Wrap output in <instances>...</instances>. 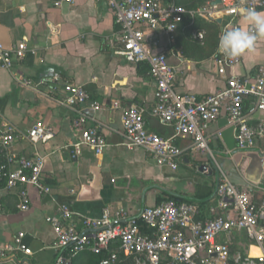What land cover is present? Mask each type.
<instances>
[{
  "label": "crops",
  "instance_id": "0c3cea01",
  "mask_svg": "<svg viewBox=\"0 0 264 264\" xmlns=\"http://www.w3.org/2000/svg\"><path fill=\"white\" fill-rule=\"evenodd\" d=\"M54 1L0 0V44L12 48L25 39L36 51L35 55L27 54L12 70L0 68V113L22 132L36 123L53 131V138L47 143L33 147L19 138L12 148L21 157L31 158L35 153L45 157L42 183L50 188V193L29 187V210L21 211L18 192L23 187L7 190L0 179V247L23 232V242L32 251L31 256L16 253V260L0 264H55L59 252L54 246L52 226L46 219L58 216L62 205L73 211L76 229L85 232L82 222L99 218L105 208L123 209L131 217H137L145 207L166 201L160 191L193 200H216L218 172L202 175L196 170L206 158L185 153L173 171L155 165L144 150H128L122 145L121 120L133 104L143 109L148 131L164 138H173L174 133L150 114L156 102V83L149 68L139 73L137 64L128 63L116 54L121 45L119 27L108 0H77L60 7H54ZM217 1L201 0L195 7L190 0L175 3L212 12V7L219 4ZM256 12L264 14V8ZM199 19L202 27L220 20L217 23L220 33L229 22L244 30L252 27L245 15L217 14L213 20ZM185 22L173 34L163 28L145 27V40L151 45L156 43L155 53L167 55L176 72L178 94L198 97L213 94L226 86V77L219 76L215 69L218 47L211 52L206 49L208 43L196 47L189 41L191 37L187 38L191 22ZM239 57V63L226 76L254 79L258 67L264 65V38L258 39L254 52ZM55 74L60 77L58 87H39L43 93L20 84L21 79H28L39 85ZM65 83L81 87L89 95L83 110L105 126L107 147L100 155L83 148L77 159L70 156L69 146L76 139L73 128L76 116L56 102ZM92 103H98L100 108L93 109ZM244 110L251 125L264 122V111H254L251 99L246 100ZM208 135L220 169L260 208L264 200V140H258L254 149L239 150L224 116L210 125ZM174 140L181 149L191 142L180 137ZM260 225L264 227V221ZM221 240H229L235 254L258 257L257 247L250 244L244 232H232ZM71 264H97V256L86 251L73 258Z\"/></svg>",
  "mask_w": 264,
  "mask_h": 264
},
{
  "label": "built area",
  "instance_id": "2783aa9c",
  "mask_svg": "<svg viewBox=\"0 0 264 264\" xmlns=\"http://www.w3.org/2000/svg\"><path fill=\"white\" fill-rule=\"evenodd\" d=\"M75 1L56 0L53 5H72ZM219 1L212 7V12L200 8L188 10L177 5L175 0H108V4L119 27L121 45L116 54L128 63L148 65L156 83V102L150 114L174 133L173 138H164L148 131L143 109L133 104L121 120L122 145L128 150H144L155 165L173 171L177 170L178 160L185 153L206 158L196 170L202 175L213 170L218 172L217 204L211 213L218 209L225 216L197 220L196 205L166 201L145 207L137 217H131L123 209L111 211L105 208L99 218L85 219L82 227L86 231L81 232L73 222V211L62 205L58 216L46 219L52 226L54 246L59 252L55 264H71L73 258L86 251L101 256L98 264H264V227L260 225V221H264V200L257 208L249 194L230 181L217 164L208 135L210 125L224 116L239 150L254 149L258 140H264V122L251 125L244 110L246 100L251 99L254 111H264V65L258 67L254 79L226 76L227 71L239 63L240 57L227 59L218 52L215 69L219 76L226 77V86L203 97L180 95L175 89L176 72L167 55L155 53L153 46L156 43L151 45L145 40V27L152 30L163 28L173 34L186 17L192 25L197 18L213 20L217 14L246 15L247 10L264 8V0ZM232 28L235 27L231 22L225 24L221 34ZM204 36L201 31L191 32V38L200 42ZM27 54L35 55L36 51L27 45L25 39L12 48L0 44V68L12 70ZM59 83L58 74L39 85H33L28 79L20 80L23 87L39 93H43L39 87L52 85L56 89ZM61 93L56 102L76 116L73 120L76 139L69 146L71 158L77 159L83 148L100 155L107 147L103 134L105 126L83 110L90 100L89 95L81 87L66 83ZM91 107L98 110L100 105L92 103ZM179 137L190 139L187 148L181 149L175 144L174 138ZM19 138L35 147L50 141L53 131L36 123L22 132L0 113V179L4 180L7 190L23 187L18 192L19 209L28 211V188L33 187L43 194L50 193V188L42 183L45 157L35 153L31 158H25L12 151ZM141 224L147 232L141 230ZM235 231L244 232L261 255L252 257L249 253H232L229 240L222 241L221 238ZM24 236L23 232H18L10 243L0 247V261L16 260V253L32 255L31 249L23 242Z\"/></svg>",
  "mask_w": 264,
  "mask_h": 264
},
{
  "label": "trees",
  "instance_id": "16d2710c",
  "mask_svg": "<svg viewBox=\"0 0 264 264\" xmlns=\"http://www.w3.org/2000/svg\"><path fill=\"white\" fill-rule=\"evenodd\" d=\"M190 1L194 4L193 7H195L196 4L201 2V0H190ZM176 4L179 5L177 2H176ZM179 6H181V5H179ZM186 9L194 10V8H187V7H186ZM186 20L187 21L189 20L188 23L191 22V20L188 17H186L184 19V22L181 25H179V27L183 26L184 23H186L185 22ZM199 20L200 19L197 18L195 20L194 25L192 24L191 29L188 30L187 38L189 39L191 37L192 30L201 31L205 35L204 36V40L202 42L194 40L192 38H190L191 40L189 39V41L191 43H193L194 45H196V47L199 46L200 44L203 45L204 43H208L206 49L209 48L210 52L213 51V50L216 51V49L218 47V43H219V37H220V34H221L220 30H219V26L217 25V23L215 21H213L210 26L206 25V26L202 27L203 24L201 25ZM204 29H205L206 32L202 31ZM137 65H138L139 73H142V71L148 70V65L146 63H139ZM2 181H4V180H2ZM160 193L166 196V201H174L176 203H187V204L196 205V207L198 209V216L196 217L197 220H201V221L210 220V219H213V218H216V217H224V215H225L222 211H220L218 209H216L215 212L211 213V209L212 208H216V204H217L216 200H214L212 202L210 200H208V199L207 200H202L200 198H197V200H193V199H190V198H186V197H182V196H178V195H173V194H171L169 192H166V191H160ZM166 201H164V202H166ZM141 230L143 232H147L146 227L144 225H142V224H141ZM100 259H101V256H97V264L99 263Z\"/></svg>",
  "mask_w": 264,
  "mask_h": 264
},
{
  "label": "clouds",
  "instance_id": "9594fccd",
  "mask_svg": "<svg viewBox=\"0 0 264 264\" xmlns=\"http://www.w3.org/2000/svg\"><path fill=\"white\" fill-rule=\"evenodd\" d=\"M245 20L252 26L251 31L232 28L219 37L218 52L227 59L254 52L258 39L264 38V14L247 10Z\"/></svg>",
  "mask_w": 264,
  "mask_h": 264
},
{
  "label": "water",
  "instance_id": "95a60500",
  "mask_svg": "<svg viewBox=\"0 0 264 264\" xmlns=\"http://www.w3.org/2000/svg\"><path fill=\"white\" fill-rule=\"evenodd\" d=\"M219 2H220V1H217V3H219ZM217 23H219V24H220V23H221V21H220V20H217Z\"/></svg>",
  "mask_w": 264,
  "mask_h": 264
},
{
  "label": "bare ground",
  "instance_id": "6f19581e",
  "mask_svg": "<svg viewBox=\"0 0 264 264\" xmlns=\"http://www.w3.org/2000/svg\"><path fill=\"white\" fill-rule=\"evenodd\" d=\"M258 250V249H257ZM261 255L260 251L258 250V257Z\"/></svg>",
  "mask_w": 264,
  "mask_h": 264
},
{
  "label": "rangeland",
  "instance_id": "374dc122",
  "mask_svg": "<svg viewBox=\"0 0 264 264\" xmlns=\"http://www.w3.org/2000/svg\"><path fill=\"white\" fill-rule=\"evenodd\" d=\"M232 252L235 254L236 251L232 249Z\"/></svg>",
  "mask_w": 264,
  "mask_h": 264
}]
</instances>
